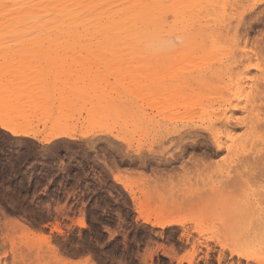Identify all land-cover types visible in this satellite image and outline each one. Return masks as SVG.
I'll list each match as a JSON object with an SVG mask.
<instances>
[{
    "label": "rangeland",
    "instance_id": "rangeland-1",
    "mask_svg": "<svg viewBox=\"0 0 264 264\" xmlns=\"http://www.w3.org/2000/svg\"><path fill=\"white\" fill-rule=\"evenodd\" d=\"M170 1V10L184 6ZM207 5L189 8L183 23L205 40L176 42L173 51L138 40L0 37V118L32 135L0 128V264H258L264 257L263 188L219 182L238 159L264 157V110L233 113L259 127L222 135L232 152H215L206 132L241 69V51L264 36V0ZM172 12L166 22L181 27ZM219 63L226 74L199 83ZM260 66L251 71L256 79L264 78ZM195 159L208 166L199 175ZM179 203L181 225H152L157 212Z\"/></svg>",
    "mask_w": 264,
    "mask_h": 264
},
{
    "label": "bare ground",
    "instance_id": "bare-ground-1",
    "mask_svg": "<svg viewBox=\"0 0 264 264\" xmlns=\"http://www.w3.org/2000/svg\"><path fill=\"white\" fill-rule=\"evenodd\" d=\"M165 1L168 3L165 4ZM175 1L176 4L179 2H177V0H174V2ZM215 1L217 0H193L192 3L190 2V5H188L189 3L187 4V1L184 0V6H180L178 8H176L177 6H175V8L173 6L175 10H170V6L174 5L173 3L171 4L170 0H0V37H47L48 39H51L49 37H54V40H104V42L106 40H113L117 41V43L118 41H121L122 43L123 41L138 40L139 42H143V45L147 47H149V43L151 45L152 42H156V48H163V50L167 49L165 51H173L176 42L188 45L197 43L198 40L204 39V37H200L201 31H199L198 28L197 30H192L190 34L187 30L189 27L186 29V26H183V23L186 22V19H184L186 16L185 13L190 14L189 8H192L193 10H199L204 7V4H208L207 6H210L209 8H214V5L212 6V4L215 3ZM217 3L218 2H216V4ZM164 11L170 13H173L172 11H174L178 18L177 21L182 23V26L177 27L175 24V27H173V24L170 25L168 22H166L164 16L167 14V12L164 15ZM203 26L205 28V25ZM206 26L209 27L210 24L209 26ZM240 27L241 26L239 25L234 27L235 31H233L237 34L240 30ZM179 28L181 29L179 30ZM214 32L216 33L217 31ZM221 36L219 38H221ZM225 38H231L236 42L241 40L248 42L246 37H224L223 39ZM231 39H228V41ZM98 41L97 43L99 44L100 42ZM101 44L102 43H100V45ZM254 45L255 47L254 49L252 48L253 50L248 48L249 50L247 51H245L246 49L241 51V55L235 62L236 66L240 67L241 69L236 72V77L233 81L234 88H229L228 83V86L225 85L227 87L223 89L224 91L221 90L223 91L222 95H220L219 101L221 110H218L219 115L217 114V116L215 114V119L213 122L211 121V125L206 128V132L210 137V141L215 152L224 150L232 152V146L228 145L226 141H222V135H229L232 131L240 129H245L251 132L255 131L256 127H259V125L257 123V125L254 124L255 122H253V120H251L249 117L238 119L235 118L233 114L235 112H246L256 107L260 108L262 111L264 110V78L258 77L256 79V76H251V71H260V63H264V36L263 38L256 41ZM153 46L154 45L152 44V47ZM152 47L150 46V49ZM219 66L220 68H216V74L211 73L212 77H210L211 75L204 77L205 79H202L199 83H209L210 79L213 80V78H220V75L224 73L223 71L225 66H223V64H220ZM147 71L150 72L153 70L150 69ZM261 76L264 77V75ZM208 77L210 78L207 79ZM247 89L248 91L246 94L245 90ZM244 91L246 95H242ZM230 112L231 114H229ZM0 128L9 132L15 137L29 135V133L26 131H16V129L14 130L11 124L6 123V121H3L1 118ZM179 131H174L173 135L174 133L179 135ZM88 135L89 133H84L81 135V137H86ZM64 136H68V134L65 132L59 134L52 133L46 140L50 141ZM235 153L236 156L237 152ZM262 156L260 157V155L256 154V156L252 157H243L241 154V157L243 158L238 159V162L236 161L237 159L235 160L237 163L236 165L234 164L233 171H226L224 173L225 175L222 173L219 176V182H221L220 185L222 184L226 189H231L235 186H241L240 184L248 185L249 183L252 184L251 182H253V184L257 183L259 184L258 187L263 188L264 197V157ZM203 162L201 159H195L191 162V168H194L193 170L196 172H198V169H203V173L206 169H208V166L205 165L207 163ZM199 174L200 172H198L196 175ZM114 179L118 180L116 176ZM125 189H127L126 186ZM175 205L176 206L169 210V212L164 214L162 213L163 215L160 212H157L152 225L159 226L161 228L171 225H181L182 221L176 219L174 215H176L175 213L177 210L183 207V203ZM148 220L149 219L147 218V223H149ZM12 226V228L15 226L20 228L25 233L27 232L20 224H12ZM26 234H29V232ZM4 239H6V237H4ZM231 253L239 258L245 257V255L240 253L235 254L233 251H231ZM257 263L264 264V257L258 259Z\"/></svg>",
    "mask_w": 264,
    "mask_h": 264
},
{
    "label": "crops",
    "instance_id": "crops-1",
    "mask_svg": "<svg viewBox=\"0 0 264 264\" xmlns=\"http://www.w3.org/2000/svg\"><path fill=\"white\" fill-rule=\"evenodd\" d=\"M24 53L23 52H15L14 55H12V57H15V58H22L24 57ZM39 129H41V126L38 127ZM32 135H25V136H16V137H30Z\"/></svg>",
    "mask_w": 264,
    "mask_h": 264
},
{
    "label": "trees",
    "instance_id": "trees-1",
    "mask_svg": "<svg viewBox=\"0 0 264 264\" xmlns=\"http://www.w3.org/2000/svg\"><path fill=\"white\" fill-rule=\"evenodd\" d=\"M54 168L56 169V168H57V165H55ZM54 173H56L55 170H54ZM72 174H74V173H72ZM56 179H60V178H59V177H56L55 180H56Z\"/></svg>",
    "mask_w": 264,
    "mask_h": 264
}]
</instances>
